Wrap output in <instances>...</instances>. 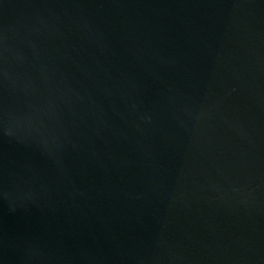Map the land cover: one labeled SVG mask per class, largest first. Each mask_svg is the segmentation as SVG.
I'll use <instances>...</instances> for the list:
<instances>
[{
	"label": "water",
	"instance_id": "95a60500",
	"mask_svg": "<svg viewBox=\"0 0 264 264\" xmlns=\"http://www.w3.org/2000/svg\"><path fill=\"white\" fill-rule=\"evenodd\" d=\"M0 264H264V0H0Z\"/></svg>",
	"mask_w": 264,
	"mask_h": 264
}]
</instances>
